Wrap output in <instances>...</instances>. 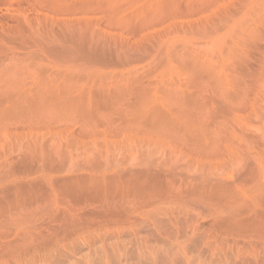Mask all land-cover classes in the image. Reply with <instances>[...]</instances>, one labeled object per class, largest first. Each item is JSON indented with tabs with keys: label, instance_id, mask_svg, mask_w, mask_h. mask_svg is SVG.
Returning a JSON list of instances; mask_svg holds the SVG:
<instances>
[{
	"label": "rangeland",
	"instance_id": "obj_1",
	"mask_svg": "<svg viewBox=\"0 0 264 264\" xmlns=\"http://www.w3.org/2000/svg\"><path fill=\"white\" fill-rule=\"evenodd\" d=\"M0 109V264H264V0H0Z\"/></svg>",
	"mask_w": 264,
	"mask_h": 264
},
{
	"label": "bare ground",
	"instance_id": "obj_2",
	"mask_svg": "<svg viewBox=\"0 0 264 264\" xmlns=\"http://www.w3.org/2000/svg\"><path fill=\"white\" fill-rule=\"evenodd\" d=\"M76 35V34H75ZM74 36V35H73ZM77 39V38H76ZM80 43V42H79ZM83 43V42H82ZM87 43V42H86ZM85 43V44H86ZM88 44V43H87ZM92 45V44H91ZM94 47V46H93ZM66 50V49H65ZM92 55V54H91ZM59 72V71H58ZM42 73V72H41ZM55 73H57V72H55ZM55 75V74H54ZM51 76V75H50ZM44 77V76H43ZM54 77V76H53ZM65 77V75L62 77V78H64ZM68 79V78H67ZM43 80V79H42ZM72 80V79H71ZM44 83V82H43ZM42 83V84H43ZM53 83V82H52ZM23 85V84H22ZM25 85V84H24ZM54 85H56V84H54ZM39 86V85H38ZM41 87V86H40ZM50 87V86H49ZM56 87H57V85H56ZM61 87V86H60ZM13 88V87H12ZM42 88V87H41ZM51 88H53V87H51ZM55 88V87H54ZM13 89H15V88H13ZM43 89V88H42ZM36 90V89H35ZM44 90L45 89H43L42 91L44 92ZM41 91V92H42ZM51 91V90H50ZM53 91V90H52ZM15 92V91H14ZM37 92V91H36ZM38 93V96L37 97H33L32 95H25V94H23V96H22V94H21V96L19 95V97L21 98V97H23V101L21 102V101H19V100H21V99H19V97H17L16 98V100H14L15 102H14V104H16V105H14L13 104V107L14 106H17V107H20V109L22 108V109H28V111H29V109H34V108H36V110H38L37 108H39V110L41 111V109H44V110H49V109H52L53 107H54V105H53V102L55 101V99L54 98H52V93L53 92H50V95H47V93L45 94V93ZM45 92H46V90H45ZM48 93H49V91H47ZM56 92V88H55V91H54V93ZM28 93V92H27ZM54 93H53V95H54ZM10 94H12V93H10ZM9 94V95H10ZM37 93H35V95H36ZM57 94V93H56ZM55 96V95H54ZM57 96H60L59 94L57 95ZM9 98V97H8ZM7 100V99H6ZM9 101V100H8ZM11 101V100H10ZM9 101V102H10ZM57 102V103H56ZM56 102H54V103H56V104H58V99H56ZM13 103V102H12ZM69 103V102H68ZM6 104V103H5ZM11 104V103H10ZM70 104V103H69ZM63 105V104H62ZM68 105V104H67ZM66 105V106H67ZM77 105V104H76ZM65 106V103H64V105H63V107ZM69 106V105H68ZM3 107V106H2ZM7 107V106H6ZM56 107H58L57 105L54 107V108H56ZM70 107V106H69ZM107 107V106H106ZM5 109V108H4ZM9 109V108H8ZM1 110V109H0ZM24 110V111H25ZM38 110V111H39ZM6 111V110H5ZM5 111H3V113L5 112ZM51 111V110H50ZM23 112V111H22ZM7 113V112H6ZM8 113H11V112H9L8 111ZM39 113V112H38ZM148 113H149V111H148ZM153 113V112H152ZM156 113H157V111H156ZM150 114V113H149ZM148 115V114H147ZM155 115H157V114H155ZM154 115V113H153V115L152 116H155ZM151 117V116H150ZM154 118V117H153ZM143 119V118H142ZM147 120V119H146ZM145 120V121H146ZM148 121V120H147ZM149 124V123H148ZM258 174V173H257ZM257 174H253L252 175V177H250L251 179V183H249V189L251 190V192H252V197L249 199V201H250V204H251V206H253L252 208H249L245 203H246V201L248 200V199H246V201H241L242 200V198H240L241 200H239V199H237V198H234V202H232L231 203V210H230V214L227 216V217H225V218H223V219H221L220 221V223H264V221H263V219H264V213H262V211H258V210H256L255 209V207L257 206L258 207V205H259V207H261L260 205H263L264 204V188H263V184L261 185V182L260 181H263V179L261 178V176L260 175H257ZM260 174V173H259ZM99 177H96V178H98L99 180H104V173H101V174H99L98 175ZM262 180H261V179ZM250 182V181H249ZM264 182V181H263ZM250 192V191H249ZM245 198H247V196L245 197ZM244 197H243V200L245 199ZM249 201H247V202H249ZM254 204H255V207H254ZM241 208V209H240ZM260 210H263V209H261V208H259Z\"/></svg>",
	"mask_w": 264,
	"mask_h": 264
}]
</instances>
